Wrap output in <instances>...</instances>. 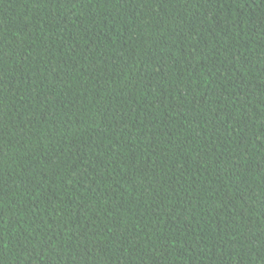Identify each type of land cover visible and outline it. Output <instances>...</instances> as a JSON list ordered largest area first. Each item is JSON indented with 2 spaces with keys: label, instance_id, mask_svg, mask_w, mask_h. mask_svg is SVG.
Returning a JSON list of instances; mask_svg holds the SVG:
<instances>
[{
  "label": "trees",
  "instance_id": "1",
  "mask_svg": "<svg viewBox=\"0 0 264 264\" xmlns=\"http://www.w3.org/2000/svg\"><path fill=\"white\" fill-rule=\"evenodd\" d=\"M0 264H264V0H0Z\"/></svg>",
  "mask_w": 264,
  "mask_h": 264
}]
</instances>
